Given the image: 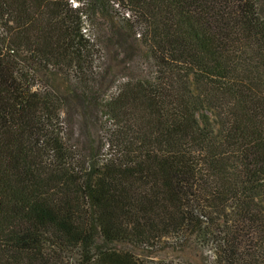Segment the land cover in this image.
<instances>
[{
	"label": "trees",
	"instance_id": "obj_1",
	"mask_svg": "<svg viewBox=\"0 0 264 264\" xmlns=\"http://www.w3.org/2000/svg\"><path fill=\"white\" fill-rule=\"evenodd\" d=\"M115 33L150 72L102 104ZM70 102L105 111L106 154ZM118 244L264 264V0H0V264H189Z\"/></svg>",
	"mask_w": 264,
	"mask_h": 264
},
{
	"label": "rangeland",
	"instance_id": "obj_2",
	"mask_svg": "<svg viewBox=\"0 0 264 264\" xmlns=\"http://www.w3.org/2000/svg\"><path fill=\"white\" fill-rule=\"evenodd\" d=\"M130 14V13H128ZM113 16L115 22L120 24L123 17H127L125 10L114 8ZM140 32V29H138ZM137 43L132 40H125L118 33L109 34L108 38L101 44L103 59L99 63L100 72L107 77L102 81L99 95L102 97L101 103L104 104L110 97L116 93L118 86L127 79L138 78L150 72L146 63V54L140 44V37L136 36ZM139 44V46H138ZM141 47V51L139 48ZM138 61H141L140 63ZM145 61V62H144ZM55 88L64 92L66 86L60 82L55 84ZM70 127L72 126L73 138L72 143L83 154L99 153L106 154L107 147L102 145L106 142V135L111 127V122L105 114V111L85 110L79 104L70 102L68 109ZM118 248L127 249L141 259L153 262L162 261H180L189 264H207L210 254L205 250L187 248L177 250L165 248L160 251H149L132 245H116ZM209 262V260H208Z\"/></svg>",
	"mask_w": 264,
	"mask_h": 264
}]
</instances>
